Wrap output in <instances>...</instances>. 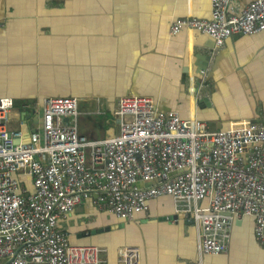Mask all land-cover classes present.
Instances as JSON below:
<instances>
[{"label":"crops","instance_id":"1","mask_svg":"<svg viewBox=\"0 0 264 264\" xmlns=\"http://www.w3.org/2000/svg\"><path fill=\"white\" fill-rule=\"evenodd\" d=\"M253 1L235 0L234 8ZM190 16L211 20V0H0V99L19 109L46 98L79 99L80 133L96 141L119 133L113 111L130 95L151 97L162 111L212 131L264 123V31L215 49L197 32L171 35L172 24ZM42 117L27 116L28 129ZM148 205V216L126 222L90 200L60 227L73 246L103 249L101 264H121L122 247L139 248L141 264H264L253 218L236 222L228 253L208 255L199 251L195 223L174 220L171 197Z\"/></svg>","mask_w":264,"mask_h":264},{"label":"built area","instance_id":"2","mask_svg":"<svg viewBox=\"0 0 264 264\" xmlns=\"http://www.w3.org/2000/svg\"><path fill=\"white\" fill-rule=\"evenodd\" d=\"M234 2L211 0V20L178 19L171 35L197 32L219 49L233 37L263 32L264 0L240 11ZM41 111V124L29 130L27 116ZM81 116L76 98L21 109L0 99V264H101L103 249L73 246L60 227L90 200L133 222L149 215L150 201L171 197L174 220L195 223L199 251L208 255L228 253L236 222L253 218L264 249V123L212 131L196 118L162 111L151 97L130 95L113 111L119 133L96 141L80 133ZM118 254L121 264H141L137 247Z\"/></svg>","mask_w":264,"mask_h":264},{"label":"water","instance_id":"3","mask_svg":"<svg viewBox=\"0 0 264 264\" xmlns=\"http://www.w3.org/2000/svg\"><path fill=\"white\" fill-rule=\"evenodd\" d=\"M104 231H109V229H107V230L93 231V232H92V235H96V234H98V233H103Z\"/></svg>","mask_w":264,"mask_h":264},{"label":"rangeland","instance_id":"4","mask_svg":"<svg viewBox=\"0 0 264 264\" xmlns=\"http://www.w3.org/2000/svg\"><path fill=\"white\" fill-rule=\"evenodd\" d=\"M114 122H115V121H114ZM114 124H116V122H115Z\"/></svg>","mask_w":264,"mask_h":264}]
</instances>
